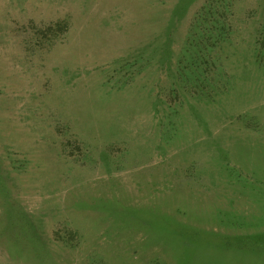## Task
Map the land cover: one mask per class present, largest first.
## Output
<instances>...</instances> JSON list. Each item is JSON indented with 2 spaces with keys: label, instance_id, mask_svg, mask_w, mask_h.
<instances>
[{
  "label": "rangeland",
  "instance_id": "1",
  "mask_svg": "<svg viewBox=\"0 0 264 264\" xmlns=\"http://www.w3.org/2000/svg\"><path fill=\"white\" fill-rule=\"evenodd\" d=\"M0 264H264V0H0Z\"/></svg>",
  "mask_w": 264,
  "mask_h": 264
}]
</instances>
